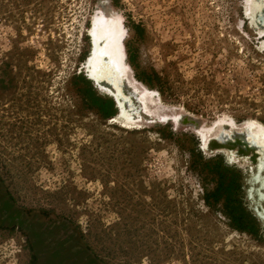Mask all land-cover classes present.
<instances>
[{"label": "rangeland", "instance_id": "rangeland-1", "mask_svg": "<svg viewBox=\"0 0 264 264\" xmlns=\"http://www.w3.org/2000/svg\"><path fill=\"white\" fill-rule=\"evenodd\" d=\"M247 3L0 0V264H46L45 233L76 248L65 264H264L244 196L256 155L232 165L185 125L122 126L83 71L92 19L113 10L134 75L165 105L201 127L264 123V25Z\"/></svg>", "mask_w": 264, "mask_h": 264}, {"label": "bare ground", "instance_id": "bare-ground-1", "mask_svg": "<svg viewBox=\"0 0 264 264\" xmlns=\"http://www.w3.org/2000/svg\"><path fill=\"white\" fill-rule=\"evenodd\" d=\"M247 4L246 18L255 25H264V8L261 7L264 0H248ZM254 9H260V22L254 20ZM259 30L261 47H264V28L259 27ZM88 35L91 48L83 62V71L97 90L115 102L116 113L110 120L125 127L141 123L185 125L200 137L203 149L207 150L208 144L213 142L232 165L241 164V157L247 161L252 154L256 155V160L246 165V175L252 173L247 177L249 188L253 190V202L249 201V206L264 229V171L258 170L264 169V123L254 118L236 122L224 117L217 119L211 128L201 127L191 115L181 114L177 108L165 105L158 90L148 88L134 75L125 44L128 29L115 11H100L92 19ZM237 149L243 151L242 156L237 155Z\"/></svg>", "mask_w": 264, "mask_h": 264}, {"label": "flooded vegetation", "instance_id": "flooded-vegetation-1", "mask_svg": "<svg viewBox=\"0 0 264 264\" xmlns=\"http://www.w3.org/2000/svg\"><path fill=\"white\" fill-rule=\"evenodd\" d=\"M45 234H46L47 236H46V237L42 236V237L40 238V242H41V243L38 244V246H40V250H41L40 252H41L42 257H43V258L45 257V263H46V264H50V259H48V257H47V253H48L50 250H52L53 247H55V248H57V249L59 250V251H58V252H59V255H58V257L56 258L57 263H59V264H65L66 261H67V259H65L64 257L68 255L67 252H72V247H70L69 245L66 246V244H64V243H59L58 241H57V243H56L55 241H56L57 238H55V237L53 236L52 233H50V234L45 233ZM40 236H41V235H40ZM51 237H52V238H51ZM40 244H43V245H40ZM41 246H42V248H41ZM60 248H68L69 250L66 251V252H63L62 250H60ZM79 262L82 263V264H84V263H83V258H82V257H79Z\"/></svg>", "mask_w": 264, "mask_h": 264}, {"label": "trees", "instance_id": "trees-1", "mask_svg": "<svg viewBox=\"0 0 264 264\" xmlns=\"http://www.w3.org/2000/svg\"><path fill=\"white\" fill-rule=\"evenodd\" d=\"M133 26H134V29L137 32H139L138 28L140 27V25L134 23ZM154 77H155L156 81H158V82L161 81V77H160V75L158 73H156L154 75ZM93 95L96 97L95 93H93ZM96 99H98V98H96ZM106 102L109 103L112 106V108L114 109V101L113 100H107ZM240 204L242 205V202H240ZM243 214H244V218H243L244 224H246V223H248V225L250 224L251 225L250 228L255 227V231L257 232L258 231L256 229L257 221H256L255 216H253L249 211H246L245 208L243 210Z\"/></svg>", "mask_w": 264, "mask_h": 264}, {"label": "water", "instance_id": "water-1", "mask_svg": "<svg viewBox=\"0 0 264 264\" xmlns=\"http://www.w3.org/2000/svg\"><path fill=\"white\" fill-rule=\"evenodd\" d=\"M257 165H258V163H257L256 165H254V166L257 167ZM262 168H263V167H262ZM262 168L260 167V169H258L259 172H263V171H264V169H262ZM251 174H252V173H251ZM251 174H248V176L251 175ZM248 176H246V177L243 179V182H244L245 184L248 185V189L245 190V199L248 200V201H250V202H253V197H252V195H253V190H252V188H249V187H250V183H249V180L247 179ZM251 197H252V198H251ZM250 206H251V205H250ZM256 207H257V205H256ZM261 216H262V214H261Z\"/></svg>", "mask_w": 264, "mask_h": 264}, {"label": "crops", "instance_id": "crops-1", "mask_svg": "<svg viewBox=\"0 0 264 264\" xmlns=\"http://www.w3.org/2000/svg\"><path fill=\"white\" fill-rule=\"evenodd\" d=\"M72 253H76V248L72 247Z\"/></svg>", "mask_w": 264, "mask_h": 264}]
</instances>
